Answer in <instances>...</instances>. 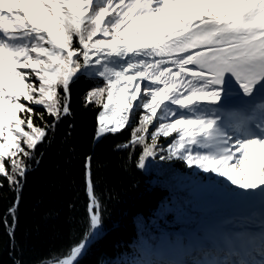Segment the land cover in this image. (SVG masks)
<instances>
[{
    "label": "snow or ice",
    "instance_id": "1",
    "mask_svg": "<svg viewBox=\"0 0 264 264\" xmlns=\"http://www.w3.org/2000/svg\"><path fill=\"white\" fill-rule=\"evenodd\" d=\"M81 79L91 82L85 100L101 105L97 138L127 126L137 168L180 161L239 202H259L264 217V0H0V173L17 191L4 221L13 240L21 180L71 115ZM91 161L84 238L40 264H81L103 231ZM156 254L129 264H264V222L250 218L192 259Z\"/></svg>",
    "mask_w": 264,
    "mask_h": 264
},
{
    "label": "trees",
    "instance_id": "2",
    "mask_svg": "<svg viewBox=\"0 0 264 264\" xmlns=\"http://www.w3.org/2000/svg\"><path fill=\"white\" fill-rule=\"evenodd\" d=\"M90 84L81 79L72 87L71 115L59 124L53 142L41 149L39 162L31 164L26 179L21 180L14 240L4 221L10 219L17 191L0 173V264L18 260L40 264L66 254L84 238L88 156L92 157L96 194L102 201L103 231L81 264H129L145 258L151 249L157 254L148 258L176 261L174 242L179 232L195 229L210 218H222L223 224L232 221L231 208L237 200L201 178L200 170L189 171V166L176 160L153 161L148 171L137 168L134 157L139 152L123 147L131 133L127 126L95 142L101 105L85 100ZM157 140L163 145L167 137ZM5 167L11 171L7 163ZM197 188L207 192L196 194ZM166 233L173 246L163 250L158 243ZM202 237L209 236L200 230L189 245L188 259L193 258L192 249L208 243Z\"/></svg>",
    "mask_w": 264,
    "mask_h": 264
},
{
    "label": "rangeland",
    "instance_id": "3",
    "mask_svg": "<svg viewBox=\"0 0 264 264\" xmlns=\"http://www.w3.org/2000/svg\"><path fill=\"white\" fill-rule=\"evenodd\" d=\"M149 127H151V126L149 125ZM159 137L162 138L163 136H159ZM5 159H7V158H5ZM195 192H196V194L197 193L199 194L201 192H207V191H206V189L199 190L197 188V190H195ZM202 195L205 196L204 193ZM231 209H232L233 218H232V221L230 222V224H228V226L233 225L235 228L242 230V227L245 224L249 223L250 218H251V222L253 224H256V225H260L262 222H264V220H263L264 218L261 216V213H260L259 202H257L255 204L254 208H251L248 205L243 204L237 200L235 206H233ZM260 218L262 219V221H260L261 220ZM221 220H222V218L221 219H216V218L211 219L210 218V220H203V222L200 223L199 226L195 229H190V230H188V232L184 231L185 233L179 232L176 239H175L174 244H177V243H179L180 245L182 244V246H184V248L182 249V252H184V250L187 249V245H188L187 242H189L190 239H192V238L194 239V237H196V235L198 236L199 230H203L209 235L211 234V236L209 238L213 240V238H215L214 234L223 233V225H225V224H223L224 222H222ZM202 238L204 239L205 237H202ZM158 244H159L158 246L160 247V249H163V250H166L168 247L173 246L171 244V240H170L169 235L167 233L163 234L161 236Z\"/></svg>",
    "mask_w": 264,
    "mask_h": 264
},
{
    "label": "water",
    "instance_id": "4",
    "mask_svg": "<svg viewBox=\"0 0 264 264\" xmlns=\"http://www.w3.org/2000/svg\"><path fill=\"white\" fill-rule=\"evenodd\" d=\"M96 127H98V121H97V126ZM123 128H120V129H118L115 133H117L118 131H120V130H122ZM96 131H97V129H96ZM106 133H111V132H105V133H103L99 138H97V136H96V134H95V142H98L99 140H101L102 138H103V136H105L106 135ZM98 239V237H96V239H94V240H91L89 243H88V245H87V247L89 248V246L93 243V242H95L96 240Z\"/></svg>",
    "mask_w": 264,
    "mask_h": 264
},
{
    "label": "bare ground",
    "instance_id": "5",
    "mask_svg": "<svg viewBox=\"0 0 264 264\" xmlns=\"http://www.w3.org/2000/svg\"><path fill=\"white\" fill-rule=\"evenodd\" d=\"M260 221H262V219ZM234 230H235V227H233V226L231 228H229V229H226V231L227 232H230V233H232V231H234Z\"/></svg>",
    "mask_w": 264,
    "mask_h": 264
}]
</instances>
